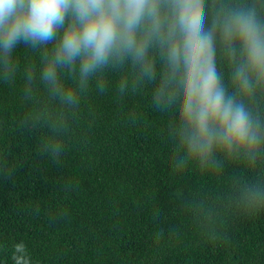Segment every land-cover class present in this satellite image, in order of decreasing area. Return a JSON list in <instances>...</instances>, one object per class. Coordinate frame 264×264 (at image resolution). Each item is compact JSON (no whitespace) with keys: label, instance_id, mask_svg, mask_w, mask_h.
Segmentation results:
<instances>
[{"label":"trees","instance_id":"1","mask_svg":"<svg viewBox=\"0 0 264 264\" xmlns=\"http://www.w3.org/2000/svg\"><path fill=\"white\" fill-rule=\"evenodd\" d=\"M251 2L206 0L208 22ZM44 52L19 43L0 55V264H15L21 241L31 264H264V86L240 95L217 48L261 140L201 164L180 142L158 48L150 69L110 60L84 86L79 62L58 68L73 101L42 80Z\"/></svg>","mask_w":264,"mask_h":264},{"label":"clouds","instance_id":"2","mask_svg":"<svg viewBox=\"0 0 264 264\" xmlns=\"http://www.w3.org/2000/svg\"><path fill=\"white\" fill-rule=\"evenodd\" d=\"M262 11L264 0L222 5L208 22L206 0H0V55L10 58L19 43L44 46L42 80L73 101L58 68L75 70L79 62L84 86L110 60L130 57L150 69L149 49L158 48L168 68L162 88L179 102L180 142L190 159L204 164L214 151L260 144V125L226 89L216 52L219 47L235 64L232 85L240 95L264 86ZM13 260L31 264L23 241L14 245Z\"/></svg>","mask_w":264,"mask_h":264}]
</instances>
